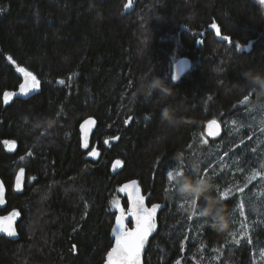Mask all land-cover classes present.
<instances>
[{
	"label": "trees",
	"instance_id": "obj_1",
	"mask_svg": "<svg viewBox=\"0 0 264 264\" xmlns=\"http://www.w3.org/2000/svg\"><path fill=\"white\" fill-rule=\"evenodd\" d=\"M181 56L191 67L173 80ZM17 67L32 72L40 88L5 103L4 93H17L21 84ZM247 69L264 72L259 0H0V178L7 189L0 213L18 208L22 214L19 238L0 237V264H102L112 246V200L132 181L148 205H163L144 264H199L202 254L226 244L230 263L252 264L253 249L264 247V204L257 202L250 216L251 245L228 243L239 190L252 186L253 166L264 159V98L252 110L257 97L248 93L251 101L238 106ZM154 75L175 94L140 95V83ZM169 103L184 122H161ZM87 116L97 127L82 151L78 125ZM213 118L221 119L224 132L209 143L204 128ZM256 135L262 146L254 154ZM93 149L96 156L88 154ZM27 153L24 190L17 194L15 160ZM221 155H227L224 162ZM116 158L123 168L112 174ZM226 161L248 174L231 179V169L219 168ZM174 169V186L180 175L214 178L213 195L225 193L221 199L231 212L226 231L214 230L203 217L188 218L185 201L172 195L167 180ZM122 204L127 210L126 197Z\"/></svg>",
	"mask_w": 264,
	"mask_h": 264
},
{
	"label": "snow or ice",
	"instance_id": "obj_2",
	"mask_svg": "<svg viewBox=\"0 0 264 264\" xmlns=\"http://www.w3.org/2000/svg\"><path fill=\"white\" fill-rule=\"evenodd\" d=\"M213 29H216V35L220 36V30L216 24H212L211 26ZM224 41H228L231 43L230 38L228 36L220 37ZM237 48L241 47V45H237ZM8 59L15 64V61L9 56ZM20 73L24 76V83H21L19 86V93L21 95H27L30 92L40 88V81L37 77L26 68L19 67L17 69ZM176 77H173L175 80ZM61 84L64 83L63 80L60 81ZM15 93L13 92H5L4 93V100L5 103L14 96ZM248 96L244 97V101L248 100ZM85 124L94 123L92 120H86ZM216 121H211V124H215ZM83 127V125L81 126ZM215 135V133H211ZM13 144L15 142H12ZM83 147L87 148L88 143L87 140L84 141ZM90 156H96L97 152L93 149L91 152L88 153ZM23 159V158H21ZM121 162L117 161L116 164L119 165ZM180 168H183L182 166ZM176 170V169H174ZM174 170L167 171V180L173 183V177L176 173ZM192 171V170H190ZM179 174H183L180 172ZM24 175V169L21 168L19 175L17 176V189L21 187V178ZM121 192L127 194L128 197V208L127 212L123 207H120L117 203L116 206L118 208L119 214L115 217V228L113 232L116 234V239L114 245L107 251L105 264H141V254L145 247L146 241L149 235L155 229V214L159 205L153 204L151 208L145 206V197L140 194L139 187L136 181H132L130 184H125L123 187L120 188ZM221 196L226 195L225 193L221 192ZM4 186L0 183V203H3L4 200ZM18 215L17 212L13 211L8 216L2 218L5 222L3 227H0V231L6 233L8 236L16 235V232L12 226V222L14 218ZM128 216H131L134 221V227L128 228L125 221L127 220ZM194 215L189 216V219H192ZM239 243V241H237Z\"/></svg>",
	"mask_w": 264,
	"mask_h": 264
},
{
	"label": "clouds",
	"instance_id": "obj_3",
	"mask_svg": "<svg viewBox=\"0 0 264 264\" xmlns=\"http://www.w3.org/2000/svg\"><path fill=\"white\" fill-rule=\"evenodd\" d=\"M244 83L238 84L245 93H255L257 100L250 104V108L255 110L260 106L261 98H264V72H258L254 69H247L243 72ZM160 92L163 96H173L175 89L167 84L163 77L154 75L150 80H143L138 92L140 95L148 96L153 92ZM160 120L168 125H177L184 122V119L178 115V108L175 104H166L160 112ZM178 161H183V157L177 155ZM194 169L199 171V165L194 164ZM175 171V170H174ZM216 187L214 178L209 175H200L198 177L189 175H180L175 179L174 197L182 199L187 205L183 210L189 215L195 213L203 217L208 226L218 232H224L229 228L231 221V212L220 195H213ZM195 203L196 207L190 205Z\"/></svg>",
	"mask_w": 264,
	"mask_h": 264
},
{
	"label": "rangeland",
	"instance_id": "obj_4",
	"mask_svg": "<svg viewBox=\"0 0 264 264\" xmlns=\"http://www.w3.org/2000/svg\"><path fill=\"white\" fill-rule=\"evenodd\" d=\"M259 2L262 5V9H263V17H264V0H259ZM132 5V1L129 2L127 8L131 7ZM71 81V78H70ZM251 101V98H248L247 101H242L240 104H238L239 107L241 106H245L246 104H248ZM222 123V121H221ZM223 124V123H222ZM235 124V123H234ZM237 126V125H236ZM224 127V125H223ZM224 132V129H223ZM206 138V137H205ZM221 138V137H220ZM219 138V139H220ZM257 135L254 137V142H255V147L253 148V153L256 154V149L262 146V143H260V141H257ZM207 139V138H206ZM218 140V139H217ZM207 142H211L212 140H206ZM216 141V140H214ZM264 142V140H263ZM239 144V142L237 143ZM236 145V144H235ZM234 146V145H233ZM228 155V154H227ZM222 156V159H220L222 162H224V160L227 158L226 156ZM255 156V155H254ZM23 158V159H21ZM19 160V161H18ZM29 160H30V155L24 154L19 156L16 160H15V170H17L18 168L21 167H27L29 164ZM221 168L224 171H229L228 169H231V173L229 176H232L231 179H234L235 176H241V175H246L248 174V172H246V170H240L238 172H235L232 169V165L231 163L228 161H226L225 163H221ZM258 165V164H257ZM253 166L255 170H253V173L250 174L252 176L253 182H252V186L248 189H244L242 188L239 193L238 196V200H237V221H235V227L233 228V230L231 231V233L229 234L228 237V243L229 244H240L241 242H245L251 245V234H250V218L252 216L255 215L256 212V208H258V203L260 202L262 205L264 204V159L263 161H261L259 163V165L257 166ZM221 170V171H222ZM213 170L210 169L209 172H211ZM249 175V176H250ZM228 183L230 182H226L225 184L229 185ZM251 183V182H250ZM124 186V185H123ZM121 186V187H123ZM119 187L117 189V192L112 200V208L115 211V217L118 215L119 211L118 208L116 206V204L118 203L120 207H123L125 209V212H127L126 208L124 207V205L122 204V198L127 197V194L124 192L120 191ZM251 197V199L253 201L249 202V198ZM254 198V199H253ZM160 206L163 207V205L158 204ZM193 217L192 220L195 218H197V215L195 213H193ZM196 215V216H195ZM192 216V214L190 215ZM251 216V217H250ZM255 219V218H253ZM237 241H239V243H237ZM224 248L226 245H223ZM224 248L222 246H217L215 248H212L209 250V255H201V258H205V261L203 262L201 259H198V263L199 264H232L230 263V259L227 258L229 257L227 254L224 255ZM252 264H264V247H259V248H254L252 251Z\"/></svg>",
	"mask_w": 264,
	"mask_h": 264
},
{
	"label": "water",
	"instance_id": "obj_5",
	"mask_svg": "<svg viewBox=\"0 0 264 264\" xmlns=\"http://www.w3.org/2000/svg\"><path fill=\"white\" fill-rule=\"evenodd\" d=\"M201 35H202V37H205V33L201 32ZM219 37H222V36L220 35ZM190 67H191V60L187 56L179 57L175 61V64H174V67H173V77L174 76L176 77L175 80H178L183 74H185L190 69ZM18 68L19 67L16 68V72L22 78L21 83H24V76H23L22 73H20L17 70ZM37 90L38 89L30 92L27 95H21L19 93V90H18V92L15 93L14 96L29 97L30 95H32ZM86 120H92V121H94V123L85 124L84 122ZM213 120L216 121L215 124H211V121H213ZM82 125H83V127H81ZM96 127H97V120L93 116H87L79 123V125H78L79 144H80V149L82 151H87L90 148L93 132H94ZM223 129H224V127H223V124L221 123V119L220 118H213V119L208 120L205 123L204 134H205V136H206V138L208 140L214 141V140L219 139L222 136ZM211 133H215V135H212ZM85 140H87V143H88V147L87 148L83 147V143H84ZM14 148H15V144H13L12 142L7 144V151L12 152L14 150ZM117 161H120L121 163L119 165H117L116 164ZM21 168L24 169V175L21 178V187L19 189H17V176L19 175V172H20ZM21 168H18L17 170H15L14 177H13L12 188H13L14 193H17V194L23 192L24 185H25V180H26V175H27L26 174V167H21ZM122 168H123V161L121 159H119V158H116L111 163L110 171H111L112 174H115V173L119 172ZM0 183H2L3 186H4V198H3L4 202L0 203V210H4V209H6V206H7V189H6V186H5V184H4V182H3V180L1 178H0ZM140 194L143 195L141 193V191H140ZM145 206L149 207V208H151V206H152V205H148L146 197H145ZM160 210H161V206L159 205V208L157 209L156 214H155V225H156V227L153 230V232L149 235V237H148V239L146 241L145 247H144V249L142 251V254H141V264H144V257H145L146 251L148 249L149 242L153 238V236L156 234V232H157V230L159 228L158 217H159ZM13 211L18 213V215L14 218V220L12 222V226H13L15 232H16V235L8 236L6 233L0 231V237H4V238L9 239V240H17L19 238L17 225H18V222L20 221V219L22 217V214H21V212H20V210L18 208H11V209H9V210H7L5 212L0 213V227H3L5 222L2 220V218L5 217V216H8ZM130 219H131V226L128 227V228H133L134 227V221H133V218L131 216H130ZM126 222H127V220H126ZM114 228H115V226H114ZM113 229H112V246L114 245L115 239H116V234L113 232ZM105 260H106V257H105V259H104L102 264H105Z\"/></svg>",
	"mask_w": 264,
	"mask_h": 264
},
{
	"label": "flooded vegetation",
	"instance_id": "obj_6",
	"mask_svg": "<svg viewBox=\"0 0 264 264\" xmlns=\"http://www.w3.org/2000/svg\"><path fill=\"white\" fill-rule=\"evenodd\" d=\"M200 35H201V33H200V32H197L195 36L197 37V36H200ZM201 36H202V35H201ZM250 45H251V42H250L248 45L245 46V49H247V48L250 49ZM243 49H244V48H243ZM130 183H131V182L126 183V184H130ZM118 214H119V213H118ZM125 223L127 224V227H130V226H131V219H130V216H128V218H127V222L125 221Z\"/></svg>",
	"mask_w": 264,
	"mask_h": 264
},
{
	"label": "bare ground",
	"instance_id": "obj_7",
	"mask_svg": "<svg viewBox=\"0 0 264 264\" xmlns=\"http://www.w3.org/2000/svg\"><path fill=\"white\" fill-rule=\"evenodd\" d=\"M19 161V160H18ZM168 187V186H167ZM14 192V191H13ZM112 233V232H111Z\"/></svg>",
	"mask_w": 264,
	"mask_h": 264
}]
</instances>
